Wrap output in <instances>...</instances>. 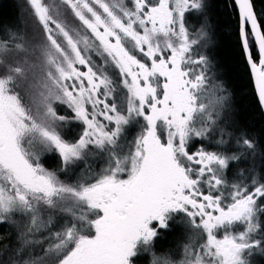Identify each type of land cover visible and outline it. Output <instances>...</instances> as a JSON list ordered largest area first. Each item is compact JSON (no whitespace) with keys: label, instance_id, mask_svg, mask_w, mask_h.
<instances>
[{"label":"snow or ice","instance_id":"6c2138e0","mask_svg":"<svg viewBox=\"0 0 264 264\" xmlns=\"http://www.w3.org/2000/svg\"><path fill=\"white\" fill-rule=\"evenodd\" d=\"M233 3L264 106V10L256 0ZM61 4L72 23L46 0H24L42 25L34 59L21 56L27 50L10 29L0 36V240L9 241L0 243V264H135L174 220L202 241L184 246L182 264L264 258V175L257 179L248 162L260 144L233 127L231 94L210 75L212 57L196 51L212 46L210 0ZM109 66L126 90L123 103ZM74 122L83 127L68 138ZM133 124L140 131L122 143ZM48 153L55 169L41 162ZM92 155L104 166L93 170ZM80 164L74 180L61 179ZM152 264L172 261L154 254Z\"/></svg>","mask_w":264,"mask_h":264},{"label":"rangeland","instance_id":"374dc122","mask_svg":"<svg viewBox=\"0 0 264 264\" xmlns=\"http://www.w3.org/2000/svg\"><path fill=\"white\" fill-rule=\"evenodd\" d=\"M7 1L10 9L4 13L5 18L2 22H0V36L6 35L3 29H10L16 39L15 43H22L26 52H22L21 56L25 58H35L39 55V49L44 44V39L42 36V25L39 23L37 19H35L30 13H26V6L24 5V0H0ZM128 3V0H125ZM46 3H49L54 8H57L60 14V18L62 20H66L68 23H72L71 12L66 6L61 4V0H46ZM129 6L130 3H129ZM195 19V24L199 26V18L196 16H192ZM211 27L213 29V23L209 17ZM213 41V40H212ZM196 51L201 52L202 54H206L205 48L197 49ZM94 63L96 65L101 64V58L93 55L92 57ZM213 73L211 72L210 75ZM108 75L112 78L114 85L117 87V103L125 102L126 90L120 87L119 84V76L118 74L109 66ZM232 113H231V122L233 127L242 128L241 123L239 122L238 110L235 107L233 100H231ZM63 114H67V111L61 108ZM102 119V118H101ZM106 123V122H105ZM141 124L143 121L140 122ZM83 125L80 122H74L71 126V130L68 133L69 138H75L81 131ZM140 131L139 125H130L126 128L124 135L122 137V143L130 142ZM215 141L214 139H209L204 141V147L212 150L214 147ZM199 142H193L192 150L195 151L196 148L200 147ZM257 156V155H256ZM256 156L253 160L252 157H248V162L254 163L256 178H257V159ZM46 159V161H45ZM41 162L44 167L52 170L57 167L58 159L54 153H48L41 157ZM87 162L93 167V170H98L99 167H103V156L92 155L87 157ZM245 161H241L239 167H249L250 164ZM84 165L80 164L75 169V175L73 173H69L66 176H61V179L66 182H71L77 176L80 175V172L83 170ZM235 178V167L232 170V173L229 176V179ZM19 219V217H17ZM68 219L65 218L63 224H67ZM242 230L241 226H237L234 231L239 232ZM257 238H260L259 236ZM200 241V237L196 235L195 231L186 230L181 223L177 220L176 223H171V228L168 231H164L161 233L160 237L156 240L155 245L151 252L149 253H141L136 259L137 262H142L141 259L144 258L146 264H152V260L154 258V254L157 256H162L165 258H169L172 261V264H182V261L185 258L184 246L196 243ZM9 242L5 243L8 244ZM167 248V249H166ZM253 264H262V257L259 255L252 257Z\"/></svg>","mask_w":264,"mask_h":264},{"label":"trees","instance_id":"16d2710c","mask_svg":"<svg viewBox=\"0 0 264 264\" xmlns=\"http://www.w3.org/2000/svg\"><path fill=\"white\" fill-rule=\"evenodd\" d=\"M7 1L0 2V22L4 13L10 9ZM212 5L209 17L213 23V41L206 54L212 57L214 75L231 94L236 109L239 111V122L242 128L260 144L257 149V179L264 173V115L258 103L251 73L245 62L239 39V18L233 0H210ZM257 11L264 10V0H256ZM188 19L195 24V19ZM69 138V137H68ZM46 161V159H45ZM10 231V229H9ZM5 227L0 226V237L6 235ZM8 240H0L7 243ZM167 249V248H166ZM264 264V258L261 261Z\"/></svg>","mask_w":264,"mask_h":264},{"label":"water","instance_id":"95a60500","mask_svg":"<svg viewBox=\"0 0 264 264\" xmlns=\"http://www.w3.org/2000/svg\"><path fill=\"white\" fill-rule=\"evenodd\" d=\"M235 6H236V5H235ZM236 9H237V12H238V18H239V11H238L237 6H236ZM248 67H249V66H248ZM249 70H250V69H249ZM251 78H252V83H253V87H254V90H255V94H256V97H257V100H258V96H257L256 89H255V85H254V79H253L252 75H251ZM258 103H259L260 108H261V111H262V113H263V115H264V106H261L259 100H258Z\"/></svg>","mask_w":264,"mask_h":264},{"label":"flooded vegetation","instance_id":"af4514ba","mask_svg":"<svg viewBox=\"0 0 264 264\" xmlns=\"http://www.w3.org/2000/svg\"><path fill=\"white\" fill-rule=\"evenodd\" d=\"M119 82V81H118ZM120 84V83H119ZM121 88H123L121 85H120ZM117 88V87H116ZM177 220H174L172 221L171 223H176ZM142 262H137V259L135 260V264H146V261L144 258L141 259Z\"/></svg>","mask_w":264,"mask_h":264},{"label":"bare ground","instance_id":"6f19581e","mask_svg":"<svg viewBox=\"0 0 264 264\" xmlns=\"http://www.w3.org/2000/svg\"><path fill=\"white\" fill-rule=\"evenodd\" d=\"M235 5V4H234ZM236 7V6H235ZM237 10V9H236ZM238 13V12H237ZM255 91V90H254Z\"/></svg>","mask_w":264,"mask_h":264}]
</instances>
